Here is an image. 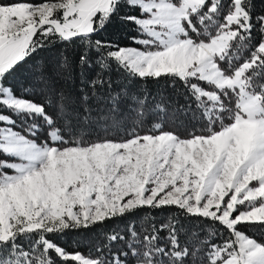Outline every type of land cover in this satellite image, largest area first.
I'll use <instances>...</instances> for the list:
<instances>
[{
  "label": "snow or ice",
  "instance_id": "1",
  "mask_svg": "<svg viewBox=\"0 0 264 264\" xmlns=\"http://www.w3.org/2000/svg\"><path fill=\"white\" fill-rule=\"evenodd\" d=\"M57 46L68 75L80 49L79 111ZM160 80L185 103L133 91ZM0 125V264H264V0H0Z\"/></svg>",
  "mask_w": 264,
  "mask_h": 264
},
{
  "label": "trees",
  "instance_id": "2",
  "mask_svg": "<svg viewBox=\"0 0 264 264\" xmlns=\"http://www.w3.org/2000/svg\"><path fill=\"white\" fill-rule=\"evenodd\" d=\"M105 39H113L116 41H120L123 43H127L131 45V41L126 39L125 33L123 29H118L116 34H113L111 31L109 33H105ZM60 51L61 47H53L48 50H45L41 54L43 67L45 75L50 78L51 83L55 86L57 90H63L65 94L69 98L68 109L69 112H75L80 110L79 99L81 97V93L79 91L80 84V69L78 67V58L80 49L76 46H68L67 55L72 61L71 64V74L68 75L66 70L61 69L59 67L60 63ZM94 75V72H89V78ZM115 78V76L113 77ZM168 83L165 80H160L159 82L149 81L146 85L141 84L139 81L133 84V91H135L138 87H145L149 92L153 94L156 99H164L165 101H171L173 107L178 104L183 105L185 103L186 97L182 94L183 89L173 90L168 87ZM37 89L40 87L36 86ZM92 107L94 109L100 108L102 105L98 103L95 99L91 101ZM93 116L97 115V112L94 111ZM178 119L183 120V117H180L179 114ZM183 131V127L179 129ZM174 211V209H173ZM169 213L168 209L157 210L152 213V215L156 218L157 222L167 217ZM145 214L141 212L135 219L137 222V226L143 221ZM206 221H200L196 218H193V221H184V224L189 232L198 231L199 229L204 228ZM128 225V219L113 221L107 224L104 229L94 227L90 231L79 232V233H70L63 239L59 241L61 246L65 247L69 252L73 250L81 251L84 254H88L89 249L95 245L96 241L100 238L101 231H108L110 229L115 228L116 230H120L122 228H126ZM199 225V228H197ZM249 235L254 236L255 238H259L261 236L260 231L257 228H252L249 232ZM119 246V245H117Z\"/></svg>",
  "mask_w": 264,
  "mask_h": 264
},
{
  "label": "rangeland",
  "instance_id": "3",
  "mask_svg": "<svg viewBox=\"0 0 264 264\" xmlns=\"http://www.w3.org/2000/svg\"><path fill=\"white\" fill-rule=\"evenodd\" d=\"M0 126H3V125H0Z\"/></svg>",
  "mask_w": 264,
  "mask_h": 264
}]
</instances>
